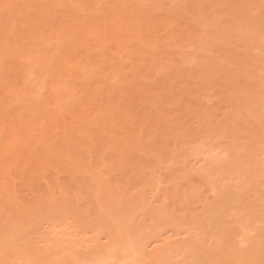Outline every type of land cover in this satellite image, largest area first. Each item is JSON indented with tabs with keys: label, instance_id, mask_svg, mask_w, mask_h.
<instances>
[{
	"label": "bare ground",
	"instance_id": "bare-ground-1",
	"mask_svg": "<svg viewBox=\"0 0 264 264\" xmlns=\"http://www.w3.org/2000/svg\"><path fill=\"white\" fill-rule=\"evenodd\" d=\"M19 1L20 0H9V2L14 4ZM122 2L123 1L121 0H116L115 4L122 5ZM220 2L223 4L222 6L216 5ZM23 3H25L24 0ZM184 3H186V1ZM215 5L218 7H215ZM203 7L205 8V11L209 8L208 11L212 15L213 12H216L217 8L221 7L223 9L221 11L222 13H218L220 16L218 17L217 15L218 18L217 20L215 19V21H218L219 19L221 24L222 21L225 20L226 16L228 17L230 15V17H228L229 19L227 18L229 21L226 19L227 24H232V22H234L235 25H230L228 28H231V30H228L227 33L224 32L225 34L222 38H227L225 35L228 33L231 35L230 33L234 31L235 27L239 29L240 26L244 27L246 24H251L252 30L259 33L258 31H260V26L264 24L262 23L264 21V0H200L198 6H186V8H184L185 13L183 12L182 15H180L182 17H179L180 20H187L189 13H194L193 16H195V14H198L196 13L198 10L202 9L203 11ZM112 8L114 7H111V9ZM210 8L214 9L213 12L212 9L210 11ZM109 9L107 8L105 16L103 15L102 22H98L97 20H86L83 21V23L80 22V24L75 25L76 29L74 32H68V27L64 26L66 22L61 23V26L58 27L60 22L58 21V24L55 25L58 27L55 28L57 32L56 34L63 35L64 33V35H67L69 33L68 35H70L71 33H75L72 36L73 42H75L73 47L74 49L72 48V51H69L68 49L67 52H63L64 57L62 56V62L58 61L60 62L57 64L58 69H56L57 67L55 68L56 70L53 72L54 74L51 71L50 73L52 75H49L50 73L47 74L49 76H46L47 78H45L46 80L44 79V83L46 84L48 79H54L57 82H61L62 80L64 81L65 79L66 83L68 81V79L66 81V78H69L71 81H73L71 77H76V79H78L77 77L81 75L79 74L81 73V70L77 72L78 69L76 70V67L79 68L83 66L86 68L84 64L89 66L86 63L91 64L95 57H97L99 58V62L101 64L98 68L102 69V73H108L109 71L115 75L117 79L120 78L119 80H114L121 83L120 89L117 87L116 91L112 88V86H110V93H107L108 95H105V97L102 96V98H97L96 91L95 89H92L91 85H89L90 87H88L87 90L83 87L84 90L80 89L76 92L77 95L81 93L84 94H81L82 96L79 98L80 102L78 104L76 102L73 104L74 107L67 112L69 113L68 115L65 112L66 114H61L59 118L58 116L57 118L44 117L39 120L38 117L35 118L34 116L30 119V117L27 118L28 116H25L28 113H26V111L23 113L21 109L19 111L20 113L18 112L17 114V111H14L15 113L12 112L14 115L10 114V116H8L9 119L7 123L4 124L9 127V129L6 128L7 132L10 130L12 131V138H14V140H18L21 133L26 136H23L24 139L26 138L25 140L22 139L24 140L23 143H26V146L23 147L24 149H20L22 150L21 153H15L11 156H6L4 153H2L3 155L0 154V187L10 189V193L13 192L15 194L13 197L9 196L11 200L8 199V205L10 204L13 206L17 204L18 197L16 195L19 193L17 180H19L18 183L21 182L20 184H23L24 186V184L31 181V183H33V181L37 179L45 180V185L48 187L46 188L48 189V192L45 194L46 202L51 198L52 200L53 198H58L59 202L62 201L61 204H63L65 200L63 206H68V203L70 202L67 199L69 197L68 195L71 191H74L73 188L75 186L79 188L77 189L80 193H84V191H86L87 196L90 197L94 195L93 193L100 195L99 193L102 191H104V193L107 192V194L109 193L110 196L105 201H100L102 208L107 206L114 207L117 205L121 208L128 207L125 211H131L134 213L135 211L141 209L142 206L145 207L146 204L147 206L149 205L148 212L142 218L138 219L137 227L139 230L136 234L132 235L128 231L123 230L124 228L122 226L127 214H122V216L118 218L119 221L116 222V226L111 225L109 229L106 228L108 230L104 232V239H106V241L101 245L98 244L99 246H97V248L92 251L90 255H88V261L86 260L87 262L85 261V263H83L81 260H78L74 264H264V142L262 141L263 143H261V147L256 145V142L261 139L259 137L263 136L262 140H264V131H262V128L259 129V132L252 131L248 135V142L239 141V138L241 137L240 135L242 134H237L240 132H236L237 129L230 125L232 122L230 118L233 117L234 121H236L238 114L241 115L240 112L242 113V111H246V108L249 112H247V116H251L250 118L253 117L254 120L255 118L259 119V117L263 116L264 61L262 63H260V61L258 63L256 60L252 63L246 61L244 62V54L246 52L244 51L241 53V51L238 50L240 53L238 52L237 56H234V48L237 45L235 44L236 46L232 47L231 43L226 39L229 43H226L227 45L223 43L225 44L224 46H226L224 47L222 42L220 44L222 38L219 37L220 41L217 44L223 46L222 49L220 48L221 46L219 47L221 49L219 52V58L225 61L228 57H230L229 59H231V57H235L236 59L233 58V61H236V64L240 65L236 66V70L240 67V69L236 72L237 74L235 73V75L231 76V73L226 74V72H223L224 70H220L223 72V75H229L226 76V79L224 78L227 80L225 83L224 79L221 81L222 75L221 73L218 74L217 69L215 68V75L212 73L211 76L210 71V74L204 78V82L202 81L205 84V81L208 78L206 82L207 85L205 84L206 86H203L204 84L202 83V90L199 89L200 87H195L197 91L200 90L199 93L197 91L194 92L195 88L192 87L193 85L191 88L194 89L189 90V85L191 84H185V89L181 85L179 87L180 89L176 88L177 86H174L173 88V85H175L174 83L173 85L167 84L166 86L168 87H164L165 85H163V83H165L166 80H170L174 76L169 73L171 70H168V67H165L168 71L164 68V61L166 59L170 61V56L168 57V55H166L169 52L168 47L170 46L173 48V46L179 47L186 46L188 44V46L195 47L199 43L203 46L205 43H201L200 41L203 39L205 40L206 38L200 39L202 36L196 35L199 33L195 30L194 32L196 33L190 31L192 29L187 22L184 24V22L182 23L179 21L180 23H177V21L174 26L170 24V22L175 21V18L179 20L177 16L181 13L178 11L177 13L179 14L176 13L177 15L175 14V17L174 15L172 16V11L174 12L172 7L169 8L172 11L170 12V10H168V17H166V19L162 18L163 16H155L156 14L153 15V9L147 10L145 3L144 5L142 3L140 4V0H130L129 6L126 7L128 12L124 9L127 13L123 9L119 10V8L116 12L115 8L114 12ZM13 10H15V8L11 11ZM122 11H124V13H122ZM202 11L199 12L201 13ZM38 12H40V10ZM209 12L207 14L206 12L205 14L203 13L201 17H211ZM128 13L130 14V17H128L129 15H124ZM186 13L188 15H184ZM169 14H171V18L174 17V19H171ZM222 14H225L226 16L224 15L225 18H223V20L221 19V21L220 17ZM184 16H186L187 19H185ZM190 16L192 15L190 14ZM198 16L199 15L196 17L198 18ZM35 18L36 21L34 23H38L37 25H40L39 23L43 24L40 21V17L37 16ZM210 20L214 21L213 18ZM75 22H77V20ZM204 24L207 25V22H204ZM221 24L217 25L221 26ZM223 24H225V22H223ZM23 25L24 28L26 27L24 30L26 31L27 29L29 30V26L32 25V22L28 25H25L24 22ZM249 25L248 27H250ZM225 26L227 27L229 25ZM251 28L248 29L251 30ZM163 29L165 33L163 32L161 34L160 32ZM15 32L18 35L15 34L17 38L14 36L16 38L14 42L17 43L19 38L18 36L24 32L20 31V33L18 30ZM91 32H93L94 36L97 38L95 44L87 43V35ZM257 33H255L256 36L258 35ZM216 38H218V36ZM244 38L241 39V42ZM238 40L240 41V39ZM137 41L139 44H137ZM253 41L254 43H259V47L264 50V37L257 38V40L253 39ZM215 43L213 45H215ZM207 44L210 45V42ZM14 45L17 46L16 44ZM153 45H158V49L161 50V48H163L164 50H161L162 52L159 51L161 53H158V58L156 56L147 57V55L145 56L141 50L142 46ZM128 46H130V50ZM138 46L141 48L139 47L138 49ZM212 46L209 47L211 52L214 50ZM196 47H199V45ZM125 50H129L130 52H125L127 55L123 54ZM138 50H140V52ZM165 50L168 51L166 54ZM114 52L115 54L118 53L121 57H117ZM171 52L172 51H170V54ZM69 56L72 57V67H69L68 64L65 63ZM171 58L172 57H170V59ZM172 59L170 63L171 65L175 62ZM175 60L178 61V59ZM45 61L46 59L44 60V63ZM197 61L201 63V61ZM46 62H48V60ZM52 63L53 62L51 61V64ZM200 63L197 64L198 67L195 66L198 68V74L195 72L196 68L193 69L194 71L192 70V73L195 72L197 75L196 78H201V75L206 71L208 72L209 68H211L212 72L215 71L212 69V66L209 67V64L207 65L206 63L205 65H201ZM45 65V67H47L46 63ZM48 65H50V62ZM129 65L131 66L130 70L126 71L124 68ZM217 68L220 67L217 66ZM73 69L74 71L76 70L77 73L72 72ZM163 69H165V74ZM228 70L231 71L232 69ZM175 71L173 73H176ZM43 72L45 71L43 70ZM177 73V77L180 76ZM153 76L154 79H152ZM215 76L218 77L219 80L217 78L215 79ZM230 77H232V79H230ZM150 78L153 81L155 80V84L152 83L154 85L152 86L153 88H149L150 85L147 86L146 84L147 79ZM199 78L198 80H200ZM213 78L217 81V83L221 81L220 84L215 82L217 85L213 86V88L216 87L215 89L217 91L220 90L221 92H223L224 89L228 90L226 93L232 91L229 93L232 94L230 96H236V99L239 100L236 106L238 109L235 108L231 111L227 109L229 108L227 100H221L219 102L220 105L218 109L222 111V118L216 114L215 110H212L211 113H206L205 110L202 111V108H199L202 106H199L198 104L197 105L199 107L195 104L197 106L195 108L194 103L198 100V95L197 97L191 95L192 91L193 94H200V92L204 90V93L207 90L206 88L211 86L208 85L211 84ZM70 80L68 82H71ZM81 80L82 79H78V81ZM74 81L76 82L77 80L74 79ZM116 82L115 84H117ZM212 83L215 84L214 81ZM10 86L9 87L12 88L14 92L18 90L17 93L20 92L19 90L25 89H20L18 84ZM116 86L117 85H114L113 87L115 88ZM77 87L74 88L73 86L72 89L75 90ZM99 88L97 89L98 91ZM184 91L187 92L185 93ZM73 92L75 93V91ZM73 92L71 91V94ZM188 95L193 98H189ZM187 96L189 101H187ZM230 96H228V98ZM237 96L242 99V102ZM76 97L78 100V96ZM154 98L159 99L158 104L154 105L151 103ZM72 100L74 101L75 99L72 98L71 101ZM193 100L194 102L192 103ZM189 102L190 104H193L194 107L193 105H189ZM243 102L245 103V106L243 105ZM144 105H146V107ZM239 105L240 107H238ZM142 106L145 107V109L143 108L144 110L142 109ZM117 110L123 114V119L119 120V122L118 120H114L112 118L113 114L116 113ZM206 111L209 110L206 109ZM228 112H230V114ZM93 114L94 116H92ZM98 115L101 117L100 121L96 118ZM192 115L193 117L195 115L196 116L190 119ZM202 117L207 119L208 122H206V120L202 121L200 124L201 127H199L200 129L198 128L199 131L195 132L191 136L190 132L193 133V131H191V126L190 128L188 127L189 124H187V121H191L196 118L201 121L203 120ZM0 118L2 119V116H0ZM181 118L185 120L182 122L180 121ZM214 118H217L219 123H215ZM242 118L238 119L241 120ZM2 132L0 133V143H2L1 141L3 140V137L1 138V136L5 134H2ZM187 132H189V135ZM223 132L227 133V135L222 138L231 143L230 145H227L225 149L223 146L218 144L217 140H214L216 135ZM185 136L193 137L189 139H193L198 142L197 145L190 150V154H198L199 156L204 157L201 160V167L205 165L204 162L211 160V157L213 156L223 160L222 165L214 172L211 171L210 168L207 175H203V173H200L199 175L197 174V180L192 178L191 180L183 181L181 179V177L185 175L183 172H186V169H188L187 165L179 166L182 168L179 173H172L170 170L165 173H159L164 158L169 154H172L175 149L182 147L183 141L186 139ZM250 138H252V140L254 139V141H250ZM14 140L12 141L14 142ZM249 141L250 145H246L249 144ZM180 142L182 144H180ZM137 143L139 145L138 147H135ZM134 148H137L138 150H133ZM141 148L144 149V152L147 148H153L152 153L154 154V157L149 159L143 158L142 155L144 153L141 154ZM226 149L229 150L227 151ZM132 151H136L137 154ZM245 155L247 158H244ZM147 168L152 169L151 173L148 174L144 171ZM71 169L75 173L74 175L70 173ZM52 170H55L58 177L56 185H53L51 181L48 182ZM109 174H111V176H108ZM132 174L133 178L131 176ZM166 175H169V179L167 180L164 179ZM119 176H121L122 181L120 180L118 183L116 182V184H110L109 181L108 184H110V186L108 188L106 185L103 186L106 180L112 179L111 177L119 178ZM124 177L128 178V182L123 180ZM68 178L69 180L65 182L64 180ZM236 179H240L238 185L234 184ZM77 180L78 182H76ZM122 182H124V186ZM133 185H136V192L130 195H133L132 197H126L127 195H124V197L123 193L128 194ZM233 187H236V190H234ZM30 190L32 191V189ZM121 192L122 196H120L121 198L119 199V195L117 193L120 194ZM38 194H34L32 197L34 198L32 200V202L34 201V204H31L32 206L28 204L29 208L31 207L35 210L34 207H40L42 202L38 203L36 201L39 197ZM2 203H4V201L1 202V204ZM43 204L45 203H42V205ZM45 206L47 205H44L43 208ZM24 208H26L27 211L28 207H26V205ZM33 209L31 211H33ZM27 212H29L30 215V211ZM85 213H87V211ZM110 213L109 217L115 215L112 213L110 215ZM19 255L22 256L23 254L19 253ZM28 255H30V253L27 254V257Z\"/></svg>",
	"mask_w": 264,
	"mask_h": 264
},
{
	"label": "rangeland",
	"instance_id": "rangeland-1",
	"mask_svg": "<svg viewBox=\"0 0 264 264\" xmlns=\"http://www.w3.org/2000/svg\"><path fill=\"white\" fill-rule=\"evenodd\" d=\"M121 1H123L122 5L121 4L116 5L115 4L116 0H32V1L31 0L30 1L24 0L25 3H23V0H20L19 2H17L18 4L15 3V5H17L18 7H16L15 10L10 11L7 16L0 14V31H1L0 32V116H2V119L0 118V133L2 131H3L2 134L5 133L4 135L1 136V138L3 137V140L1 141L2 143H0V154L4 153L6 156H11V155H14L15 153L18 154V153L22 152V150H20V149H24L23 147L26 146V143H23L24 140L26 139V138L24 139V137H26V136H24L25 134L21 133L20 138L18 140L17 139L14 140V138H12V135H11L12 131L11 130L9 132L6 131L7 130L6 128L9 129V127L5 126L4 123H7L8 119H9L8 116H10V114H13L12 112L17 111L16 113L18 114V112L21 109L23 111V113H24V111H26V113H28L25 116L26 117L28 116L27 118L30 117V119H32L34 116H35V118L38 117L39 120L43 119L44 117H56L57 118V116H58V118H59L61 114L65 113V112L66 113L69 112L71 110V108L74 107L73 104H75V102L77 104L80 102L79 101L80 96L84 95L82 93H81L82 95L81 94L77 95L76 92H78L80 89L84 90V88H85V90H87L88 87H90L89 85H91L92 89L93 90L95 89V91H96L97 98L98 97L102 98V96L105 97V95H108L107 93H110L109 92V88H111L110 86H112V88L114 90H116L117 87H118V89H120L121 83L119 81H118L119 83L114 81V80H119L120 78L117 79L115 77V75H113L109 71H108L109 74L107 72L102 73L103 72L102 69L98 68V66H101V64L99 62L100 61L99 58H97V57H95V59H94L95 61L93 60L91 64L86 63L89 66L84 64V66H86V68H84L83 66H82L83 68L79 67L82 69H79L76 67V70L78 69L77 72H79L81 70V73H79L81 75L79 77H77L79 80L82 79L81 81H78V79H76V77H74V78L71 77V79H73V81H71L69 78L65 77L66 81H67V79H68V81L69 80L71 81V82L67 81V83H66L65 79L63 78L64 81L62 80L61 82L64 83L67 93L63 96L61 101L51 92L52 86H51L50 82L53 81L54 79H52V80L48 79L46 84L44 83V81L46 80L45 78H47L49 75H52L50 73L51 71L53 73L56 69H58L57 64L62 62L63 57H64L63 52H67L68 49H69V51L70 50L72 51L74 49L73 47H74L75 42H73L72 36L75 33H71L70 35H68L69 33L67 35H64V33H63V35L62 34H56L57 32H56L55 28L60 27L61 23L66 22V24L64 26L68 27V29H69L68 32L69 31L74 32V30L76 29L75 25L80 24V22L83 23V21H86V20L87 21H93V20L96 21L97 20L98 22L99 21L102 22L103 21V15L105 16V14L107 12V8L111 9V7H114L115 12H116L118 8H119V10H121V9L124 10L130 4V0H121ZM185 1L187 4L184 3ZM89 2H91V3H89ZM141 3L143 5L145 3L147 10L153 9L152 10L153 15L156 14L155 16H158V15L163 16L162 18H165V19H166V17H168V12H169L168 10H170V12L172 11L169 8L172 7L174 10V12L172 11V16L174 15V17H175L177 14H179L180 12L181 13L177 16V18L179 20H177L175 18V21L174 22L172 21L173 23L169 21L170 24H172L174 26V24H176L177 21H178L177 23H180V22L183 23L184 22V24H185V22H187L188 25L191 26V27L189 26L192 29V30H190V28H189L190 31H192L193 33H196V32L199 33L196 35L202 36L200 39L206 38L205 40L203 39L200 41L201 43H205V44H203V46H202V44L199 43L198 44L199 47H196L198 45H196L195 47L194 46L193 47L188 46L189 45L188 44L186 46H179V47L175 46L176 47L175 48L171 44L173 46V48H171L169 46L168 47L169 52L167 50H165L166 51L165 54L168 52L166 54V55H168V57L170 56L173 58L175 56L173 59L171 58L175 62H174V64H172L173 65L172 66L170 64L171 63L170 57H169L170 61H168V59H166L164 61V63L166 64V65L164 64V68L168 67L167 69L171 70V72L169 71V73L172 74V76L174 75L173 78H171V79L168 78L170 80L165 81L166 84L163 83V85H165L164 87H168V86H166L167 84L173 85V83H174L175 85H173V88H174V86H177L176 88L180 89L179 87L181 85L185 89L187 84L188 85L191 84V85H189L190 88L193 85L192 87H194V88L200 87L199 89H201V87H202L201 85L204 84L203 83L205 80L204 78H206L208 76V74H210V71H211V74H210L211 76H212V73H214L213 75H215L216 69H217V73L218 74L221 73V75H222L221 81L224 78L226 79V76H229L226 74L231 73L230 74L231 76L235 75L237 70L240 69V67L239 68L237 67L238 69L236 70V66H240V65H237L236 61H233V58H235V57H233V58L231 57V59H229L230 57H228V58H226L225 61L221 60V58H219V55H220L219 52L221 51L222 47L226 43H229V42L231 43L232 47H235L236 45L238 46V47L236 46L237 48L235 47L237 50L234 48V50H235L234 56H237L239 51H241V53H243L244 51L246 52L244 54V62L246 61V62L252 63V62H255V60H256V62L259 63V61H260V63H262L264 61V52H263L264 50H262L261 47H259V43H257V42L254 43V41H253V39L257 40V38L264 37V36H262V31H264V27H263L264 24L260 26V31H258L259 33L254 32V30H252L251 24L250 25L246 24V26L244 25V27L240 26L239 29L235 27L234 31H232V33H230L231 35H229V33H228L225 35L227 38H222V37H224V34H225L224 32L227 33L228 30H231V28H228V27H230V25H235V24H234V22H232V24H229V23L227 24V21H229L228 17H230V15L227 17L225 14H222L223 17L222 16L220 17V20L221 19L223 20V18H225L224 15L226 16L225 20H223V21L221 20L222 24L220 23L219 19H218V21H215V19L217 20V18L220 16V15H218V13H220L223 10L221 7L217 8L218 10L216 9V12H213L214 9L210 8V11L212 9L213 15L208 11L209 8L205 11L204 7H203L204 8L203 11H202V9L198 10L197 12L195 11L196 13H198V14H195V16H193L194 13H189V15L186 13L184 15H188L189 17L187 16V18H188L187 19L186 16H184L185 19H187V20L182 21V20H180L179 17H182L180 15H182L183 12L185 13L184 8H186V6H188V5L198 6L200 3V0H142V1L140 0V4ZM216 5L222 6L223 4H221V2H220L219 4H216ZM216 5H215V7H218ZM114 8L111 9L113 12H114ZM39 10H40V12H38ZM126 10H124V11L126 12ZM124 11H122V13H124ZM178 11H179V13H177ZM199 11H202V12L200 13ZM127 12H128V10H127ZM205 12H206V14L209 12V14L214 19V21L210 20V19H212L211 17H209L210 19L207 16H206V18H208V19H206L205 17L204 18L201 17L203 15V13L205 14ZM42 13H45V14H42ZM71 13H72V15H71ZM33 14H34V16H33ZM190 14L192 16H190ZM124 15L125 16L129 15L128 17H130L129 13L124 14ZM169 15L171 18V14H169ZM197 15L200 16V17L198 16L199 19L196 17ZM217 15H218V17H217ZM37 16L40 17V21L43 24L39 23L40 25H37L38 23H34L36 21L35 17H37ZM125 16H123V17H125ZM47 17H48V19H47ZM174 17L171 19H174ZM184 17H183V20H184ZM170 18H168V19H170ZM66 19H67V21H66ZM226 19H227V21H226ZM230 19H233V18H230ZM76 20H77V22H75ZM53 21H54V23H53ZM58 21H60L59 24H58ZM4 22H5V24H4ZM15 22H16V24H15ZM19 22H20V24H19ZM24 22H25V25L31 24V22H32V25L29 26L30 27L29 30L30 31L33 30V31L30 32L28 29L26 31H24L26 28V27L25 28L23 27ZM44 22H45V24H44ZM47 22H48L49 26H48ZM71 22H72V24H71ZM189 22H190V24H189ZM194 22H195V24H194ZM204 22H207V25L209 28L207 27V25L204 24ZM223 22H225V24H223ZM262 23H264V21ZM57 24L59 25L58 27L55 26ZM217 24H221V26H219ZM225 25H229V26L226 27ZM248 25L250 27H248ZM44 26H45V28H44ZM204 26H205V28H204ZM247 27L251 28L252 33H251V30L248 29ZM241 28H243V29H241ZM247 29H248V31H247ZM17 30L19 32L23 31L24 33H22V34H20L21 32L19 33L20 34L18 36L19 38L17 40V43H15L14 41L17 38L15 36V34H17L15 31H17ZM37 30H39V31H37ZM54 30H55V32H54ZM194 30L196 32H194ZM239 30H241V31H239ZM249 30H250V32H249ZM163 32L165 33L164 29L161 30L160 33L162 34ZM240 32H242V33H240ZM220 33H221V35H220ZM255 33H257L258 35L256 36ZM87 36H88L87 43L95 44L97 38L94 36V33L91 32ZM210 36H212V37H210ZM217 36H218V38H216ZM219 37L222 38L221 41L219 40L220 39ZM242 38H244V39L241 42ZM238 39H240V41ZM219 41H220V44L222 42L223 46L217 44V43H219ZM209 42H210V45L207 44ZM214 43H215L216 47H215V45H213ZM223 43H225V44H223ZM14 44H16L17 46H15ZM79 44H80V42H79ZM137 44H139V42ZM211 46L214 48V50L212 52L209 50L210 49L209 47H211ZM128 47L130 50V46H128ZM139 47L140 46H138V49H139ZM157 47H158V45H156V46L155 45H153V46H142L141 50L145 56L147 55V57H149V56L150 57L151 56L157 57L158 53H161L162 52L161 50H163V48H161V50H160ZM224 47H226V46H224ZM129 50H127V51L125 50L123 52V54H126L125 52H127V53L130 52ZM138 51L140 52V50H138ZM159 51H161V52H159ZM170 51H172L171 54H170ZM182 52H183V54H182ZM83 53H84V51H83ZM114 54H115V52H114ZM115 55L117 57H121L120 55H118V53H116ZM159 55H161V54H159ZM156 57H154V58H156ZM45 59H46V61L48 60V62L45 61V63L47 64V67H45L46 66L44 63ZM175 59H178V61ZM196 59L201 61V63L198 62ZM51 61L53 62L52 64H51ZM58 61H60V62H58ZM49 62H50V65H48ZM197 62L200 63L201 65H205L207 63V65L209 64V67L212 66V69L215 71L212 72L211 68H209L208 72L206 71L205 73H203L201 75L202 80L199 77L198 78L200 80H198V78H196V76H197L196 74H198V72H197L198 68H196V67H198ZM233 62H235V63H233ZM220 65H222V66H220ZM217 66H219L220 68H217ZM130 67L131 66L129 65L128 67H126L124 69L126 71H129ZM172 67H173V69H172ZM175 68H176V71H175ZM165 69H163V71ZM193 69H195V72H197L196 74H195V72H193L194 74L192 73ZM228 69H232V70L230 71ZM7 70H9L10 72ZM43 70L47 73L43 72ZM76 70L74 71V69H73L72 72L77 73ZM220 70L221 71L224 70L223 72L224 73L226 72V74L223 75V72H221ZM14 71H15V73H14ZM174 71L176 73L178 72L177 74L180 76L177 77L176 73H173ZM218 71H220V72H218ZM47 74H49V75H47ZM164 74H165V71H164ZM218 74H217V76H218ZM29 75H30V77H29ZM175 76H176V78H175ZM223 76H225V77H223ZM40 77H41V79H40ZM216 78L218 79V77L215 76V79ZM219 78H220V76H219ZM74 79L77 81L75 82ZM152 79H154V76L152 77ZM152 79L150 78V79H147V81H146L147 86L150 85L149 88L154 86L153 84H155L154 83L155 80L153 81ZM207 79L205 81V84L207 82ZM215 79L213 78L212 82L214 81V83L215 82L217 83V81H215ZM225 79H224V82L226 83L227 80H225ZM230 79H232V77H230ZM148 80H149V82H148ZM115 82L117 84H115ZM212 82H211V84L208 85V86L211 85L210 86L211 88L208 86H207L208 88L205 87L207 90L205 89L206 91L204 93H203V91H204L203 90L200 92V94H198L200 90L197 91L196 88L195 89L189 88V90L194 89V92L195 91L198 92V93H194L195 94L194 95L193 91H192V94H191L194 97L195 96L197 97V95H198V98H197L198 100L194 103V105L198 104L199 106H202V107H199L197 105L199 108H202V111L205 110L206 113H211L212 110H215L216 114L222 118V116H223V115H221L222 111H220L218 109V107L220 105L219 102L221 100H227L228 101L227 104H229V108H227V109L229 111H231L232 109L237 108L236 106H237L239 100L236 99L235 95H234L235 97L230 96L232 94H229V93H231L232 91L231 92L229 91L228 93H226L228 90H225V89L223 90V92H221L220 90L217 91L215 89L216 87L213 88V86L220 84V82L217 84L216 83L213 84ZM17 84L19 85L20 89L25 88L24 89L25 91L23 89H21V90H19L20 92L17 93L18 90L16 92H14L12 90V88H10L11 87L10 85L15 86ZM205 84L203 86L207 85V84L206 85ZM114 85H117V86L114 88L113 87ZM44 86H46V87H44ZM73 86H74V88L77 86L78 87L75 90H73L72 89ZM96 86L98 88L100 87L99 91L97 90L98 88ZM37 89L42 90V98L41 99H37L34 95V92ZM71 91L72 92L75 91L76 94L74 92L71 94ZM224 91L226 94L224 93ZM74 94H75V96H74ZM72 95H73V97H72ZM76 96H78V100H77ZM188 96H189V98L190 97L193 98L190 95H188ZM188 96H187V98H188ZM228 96H230V97L228 98ZM72 98H74L75 100L71 101ZM189 98H188V100L187 99L186 100L189 101ZM238 98L240 99V97H238ZM152 100L153 101H151V103L154 105L158 104V102H159L158 98H154ZM241 100L242 99H240V101ZM190 102H189V105H193V104H190ZM193 102H194V100L192 101V103ZM71 103H72V105H71ZM244 104L245 103L243 102V105ZM194 105H193V107H194ZM196 105H195V108L197 107ZM240 105L238 107H240ZM144 106L146 107V105H144ZM57 107H58V109H57ZM145 107L142 106V109L143 108L145 109ZM263 107L264 106H262V108ZM206 109L209 111H206ZM242 109H240V110H242ZM245 110L246 111H242V113L240 112V114L242 116L244 115L243 118L241 115L238 114L236 121H234L233 117H231L230 119L232 120V122L230 123V125L234 126V128L237 129L236 132H240L237 134H242V135H240L241 137L239 138V141L248 142V140H249L248 135L250 134V132H252V131L253 132H259L260 128H262L263 129L262 131H264V125H263L264 124V114L262 113V115H263V116L261 115L262 117H259V119L255 118V120H254L253 117L250 118L251 117L250 115H249L250 117L247 116V112H248L247 108ZM95 113H97V112H95ZM228 113L230 114V112H228ZM68 114L69 113H67V115ZM94 114L92 116H94ZM100 115H98L96 117L98 121L101 120ZM207 115H210V114H207ZM245 115H246V117H245ZM194 117L192 115V117H190V119L194 118ZM238 118H242V119L240 120ZM5 119H7V120H5ZM184 120L185 119L181 118L180 121L183 122ZM205 120H206V122H208V120L204 119V118L201 121L197 118L192 119L191 121H187L188 122L187 124H189L188 127L190 128V126H191V129H192L191 131H193V133L189 131L191 136L195 132L199 131L198 128L201 127V125H200L201 122L205 121ZM214 120H215V123H219V120L217 118H214ZM189 128H187V129H189ZM229 131L231 132L230 129H229ZM189 132H187V134ZM226 135H227V133L223 132V133L218 134L214 137V140H217L218 144L223 146L224 149H225V147H227V145L231 144V143H229V141L222 138ZM237 137H238V135H237ZM189 138H193V137H190V136L186 137V139H185L186 142L183 141L184 146L181 143L182 142L181 141L180 144H182V147H180V145H179V147H180L179 149H175V151L172 154H169L167 157L164 158L163 163L161 164L162 166H161V169L159 170V173H165L168 170H170V172H172V173L173 172L179 173L180 169H182L179 166L187 165L188 169H186L187 170L186 172H183V174H185V175L183 177H181V179L183 181L191 180L192 178L197 180V176H196L197 174L199 175L200 173H203V175H207L209 172L208 170H210V168H211V171L214 172L219 166L222 165L223 160L213 156V157H211V160L204 162L205 165H203V167H201V164H202L201 160L204 157L199 156L198 154H193V153L190 154V150L193 147H195L198 142H196V140L189 139ZM259 138H261V139H259V141L256 142V145L258 147H261V143L264 142V140H262L263 136L259 137ZM22 139H24V140H22ZM12 140H14L15 143ZM210 140H212V139H210ZM17 141H18V143H17ZM161 141H162V139H161ZM250 141H254V139L252 140V138H250ZM250 141H249V144H246V145H250ZM12 143H14V144H12ZM11 145H12V147H11ZM138 145L139 144L137 143V145H135V147L136 146L138 147ZM139 147H142V146H139ZM135 149H137V148H134L133 150H135ZM141 149H142V151H140V152H142L141 154L144 153L142 155L143 158L149 159V158L154 157V154L152 153L153 148L152 149L151 148L145 149L146 151H149V152H146V151L144 152V149L143 148H141ZM148 149H150V150H148ZM229 149H226V150L228 151ZM132 152H134V151H132ZM136 154H137V152H136ZM244 158H247V156L245 155ZM204 170H206V171H204ZM68 171H69V169H68ZM70 171H71L70 173H72L73 175L75 174L72 171V169ZM144 171H146L149 174V173H151L152 169L147 168ZM108 176H111V174H109ZM131 176L133 178V174ZM168 176L169 175H166L164 177V179L165 180L169 179ZM111 178L112 179H110V180H106L107 182L105 181V184H103V186L106 185V187L108 188L111 183L116 184V182L118 183L120 180L122 181L121 176H119V178L118 177H111ZM126 178L127 177H124L123 180L124 181L126 180L128 182V178L127 179ZM57 179H58V177L56 175L55 170H52L51 175L48 179V182L51 181L53 185H56ZM37 180L33 181V183H31L32 182L31 181L27 184H24V186H23V184H20L21 182L18 183L19 180H17V188H19V193L16 196L18 197V200H17V204H15L13 206L10 204H9L10 206L8 205V202H9L8 199L11 200L9 198V196L13 197L15 194L13 192L10 193V189H6L5 187H0V208H1L0 211L2 212V213L0 212V264H34V262H35V264L36 263L37 264H51V263L52 264H65V263L66 264H71V263L74 264L78 260H81V262L85 263V261L86 260L88 261V259H89L88 255H90V253L92 251H94L97 248V246L101 245L103 242L106 241V239H104V237H105L104 232L108 231L106 228L109 229V227H111V225L116 226V222L119 221L118 218L120 216H122V214H124V215L127 214V216L125 217L126 219L123 222V226H122L124 228L123 230L128 231L130 234L134 235L139 230L137 227L138 219L142 218L148 212V209H149V207H148L149 205L147 206V204L145 207L142 206L141 209L135 211L134 213L131 211H125L128 209V207H125V208L122 207L121 208L120 206L118 207L117 205H115L114 207L107 206L105 208H102L100 203L102 201H105L110 196L109 193L107 194V192L104 193V191H102L99 193L101 195V197H100V195L95 194V193H93L94 195L90 197V196H87L86 191H84V193H80V191L78 190L79 188L77 186H75L76 188L75 187L73 188L74 189L73 192L72 191L70 192V194L68 195L69 197L67 196L68 201H70L69 202L70 204L68 203L69 207L67 205L63 206V204L65 203V200H64L63 204H61L62 201L59 202L58 198H53V200L51 198L50 200L47 201L48 202L47 203L46 199H45L46 198L45 194H46V192H48L47 191L48 189H46L48 187H46V185H45L46 182L43 179L42 180L37 179ZM68 180H69V178L65 179L64 181L67 182ZM239 180L240 179H236L234 181V184L238 185ZM109 181H110V184H108ZM76 182H78V180ZM122 184L124 186V182H122ZM125 184H126V182H125ZM25 185H27V186H25ZM135 186L133 185V187H132L133 189L131 188L130 191L128 192V194L123 193V196L127 195L126 197H128L131 194H134L136 192ZM28 187H29V189H28ZM126 188H127V186H126ZM233 188H234V190H236V187H233ZM30 189H32L33 193ZM34 190H35V192H34ZM36 193L37 194L40 193V194H38L39 197L36 199V201L38 203L42 202L45 204L42 205V203H41V205H40L41 208L39 206L38 207L36 206V207H34L35 208V210H34L31 207H30L31 208L30 209L29 205L32 206L31 204H34V201L32 202V200L34 198H32V197L34 196V194L37 195ZM117 194L119 195V197H118V195H117V197L120 199L121 198L120 196H122V192L120 194L119 193H117ZM60 196H59V198H60ZM132 196H130V197H132ZM88 197L90 198V200ZM64 198H62V199H64ZM2 200L4 201V203L1 204V202H3ZM52 201H55L56 203L52 202ZM88 201H91V202H88ZM95 201H96V203H95ZM25 205H26V207H28L27 211H30V215H29V212L26 211V208H24ZM44 205H47V206H45L43 208ZM32 209H33V211H31ZM89 209H91V210H89ZM83 210H86L87 213H85L86 211H83ZM81 211H83V212H81ZM110 212L113 215L114 214L115 215L109 217ZM111 213H110V215H111ZM132 213H133V215H132ZM107 215H108V217H107ZM26 216H27V218H26ZM21 226H22V228H21ZM19 253L23 254V255L21 256V255H19ZM29 253H30V255H28V257H27V254H29ZM10 256H12V257H10ZM15 256H16V258H15ZM55 261H56V263H55Z\"/></svg>",
	"mask_w": 264,
	"mask_h": 264
},
{
	"label": "snow or ice",
	"instance_id": "snow-or-ice-1",
	"mask_svg": "<svg viewBox=\"0 0 264 264\" xmlns=\"http://www.w3.org/2000/svg\"><path fill=\"white\" fill-rule=\"evenodd\" d=\"M17 5L14 3L9 2V0H0V13L4 14L7 16L9 12L16 8ZM262 36H264V31H262ZM66 64H68L69 67H72V57L69 56L68 59L65 61ZM51 86H52V93L60 100H62L63 96L66 94V88L63 82H57L55 80L51 81ZM34 95L37 99L42 98V90L37 89L34 92ZM114 120H122L123 119V114L120 113L119 110H117L116 113L113 114L112 117Z\"/></svg>",
	"mask_w": 264,
	"mask_h": 264
}]
</instances>
